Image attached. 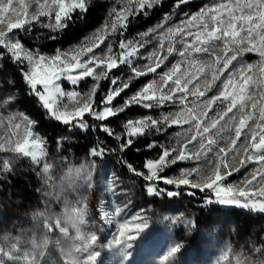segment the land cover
<instances>
[{"label":"snow or ice","instance_id":"1","mask_svg":"<svg viewBox=\"0 0 264 264\" xmlns=\"http://www.w3.org/2000/svg\"><path fill=\"white\" fill-rule=\"evenodd\" d=\"M187 2L188 0H177L175 6L179 7ZM117 3L120 7L114 6L110 10V20L97 31L91 43L83 42L69 52L57 51L54 56H46L39 51L33 52L25 48L20 39L12 34L13 29H25L26 25L30 27L33 22H38L40 17H48L49 23L42 24V27L53 31L62 30L73 20V13L82 14L88 10V0H0V48L6 49L17 65L21 66L25 82L42 106L55 120L64 125H78L87 129L85 113L98 121H106L130 105H139L145 109L161 108L169 103L179 106L178 111L162 112L159 118L148 116L135 121L129 120L125 125L126 138L120 145L122 151L132 146L133 137L144 135L152 129L164 132L173 125L182 129L176 136L180 137L183 143L177 140L176 145L171 147L155 143L148 145L150 149L159 147L161 152L157 159L146 161L144 166L148 170L147 173L129 165L137 176H143L144 180L150 182L146 185L148 194L159 195L164 191L154 183L162 179L164 184L175 185L177 188L180 185H189L191 188H199L201 192L210 190L216 199L213 201L209 198L208 203L236 205L264 212V199H261L264 198V59L259 68V77L253 73L252 65L241 64L238 69L228 73L216 94L201 99L212 90L215 82L229 65L237 60L241 52H258L264 58V0H218L217 3L206 5L199 13L168 27L163 32L157 33V29L164 27L162 22L156 25V28L141 33V37L157 33L153 39L158 41L157 48L147 57L149 63L143 66L133 64L135 59L142 58L139 49L151 43L149 39L139 42L121 39L118 53L113 52L111 43L107 45L106 51L99 54L94 49L99 48L109 34L119 31L123 37L124 31L131 23L129 17L147 15V10L160 4L161 0H117ZM168 19L166 15L164 20ZM245 43L248 47L241 48L240 45ZM176 45L180 47L177 48ZM173 53L181 59L173 63L167 71L157 73V69H160ZM84 56L88 58L83 59ZM25 61L27 70L22 67ZM122 65L129 66L132 75L123 82L112 78L111 84L114 87H110L97 107H94L99 81L108 78L109 72ZM148 73H157L159 78L151 80L131 97L126 98L122 106H112L113 100L129 88L133 79ZM61 77L73 85L79 84L85 77H91L97 83L92 85L87 94L82 95L77 91H62L57 83ZM37 85L41 87L37 88ZM62 96L68 98L67 102L56 103ZM189 97L193 99L190 100ZM4 103H7V100ZM18 120L25 122L24 131L12 132V135L18 137L15 142L11 136L7 139L0 136V151H15L24 156H31L39 163L38 158L45 155L43 141L30 130L31 120L26 116L14 114L0 116V127L7 121L8 131L19 130L21 123L16 122ZM184 125L188 127L184 128ZM100 129L121 140V136L106 124H101ZM225 133L234 135H224ZM241 150L243 158L239 160V164L246 166L252 163L256 167L252 168L239 184L225 183L227 177L239 171L233 162L241 155ZM104 151L102 147L93 148L91 155L100 156ZM185 160H203L206 163L183 170L178 177L159 175L166 167ZM44 167L47 170L48 165L45 164ZM87 186L90 188L91 183ZM167 195L171 197L178 193L168 191ZM104 214L108 216L107 212ZM76 216L82 217L80 208H77ZM135 219L142 222L133 227H129L128 222L119 223L114 245H126L131 248L129 242L134 241L136 235L147 227V220L142 216ZM107 222H112L111 217ZM57 224H60L59 220ZM79 239L82 242L75 249L74 259L70 260L69 264H97L99 253L93 248L97 236L82 234ZM7 251L10 256L25 255L24 250L13 252L10 245L7 246ZM177 251L178 248H172L163 260L167 261ZM9 262L19 264L20 260L5 257L4 249L0 248V264Z\"/></svg>","mask_w":264,"mask_h":264},{"label":"rangeland","instance_id":"2","mask_svg":"<svg viewBox=\"0 0 264 264\" xmlns=\"http://www.w3.org/2000/svg\"><path fill=\"white\" fill-rule=\"evenodd\" d=\"M205 1L206 4L202 8L218 2V0ZM114 3L115 7H120L117 0ZM202 8L193 12L188 17L199 13ZM187 18L181 19L173 24L165 21L163 22L164 27L157 29V33L163 32L168 27L175 26ZM109 20L110 17L107 21ZM38 22L46 25L49 23V18L40 17ZM38 22H33L32 25ZM102 26L98 30L102 29ZM29 28L28 25L25 26V29ZM25 29H13L12 34L18 39V31ZM98 30L89 35L83 42L91 43ZM157 33H152L144 38H150L149 40L152 42L139 49L142 58L135 59L133 66H143L149 63L147 57L157 48L158 41L153 39V36ZM115 37L116 40L114 39ZM121 39L130 40L122 38L119 31L114 34H109L100 47L94 49V51L97 54L106 51L107 45L111 43L113 52L118 53L120 51L119 42ZM83 42L77 46H80ZM243 45L248 47L247 43ZM77 46L57 51L61 53L69 52ZM176 47L179 48L180 45H176ZM31 51L36 52L38 50ZM57 51L51 54L40 53L46 56H54ZM248 53L255 54L257 59L252 61L254 57H248V61L252 62L244 65H252L253 73L259 77V68L262 66L261 61L264 58L258 52ZM87 58V56L83 57V59ZM180 59V57L173 53L168 57L164 65L160 69H157V73L167 71L173 63H176ZM24 67L27 70L28 65L26 61ZM239 67L240 65L234 64L233 61L215 84L219 83L221 87V82L228 73ZM120 68L125 71L122 73L123 75H118L113 70L108 73V78H102L99 81L94 97V101L96 102L93 105L94 107H97L98 102L103 98L107 90L110 87H114L111 84L112 78H117L118 82H123L127 81L128 77L132 75L129 66L122 65ZM157 73H148L147 75H150L151 80H153L159 78ZM208 78L211 79L210 76ZM102 80L106 81L103 87L100 86ZM57 83L64 92L77 91L83 95L87 94L92 85L97 82L91 77H85L79 84L73 85L69 80L61 77ZM40 87V85H37V88ZM126 91L127 89L113 100V107L121 106V99L123 100L128 96ZM67 99L66 96L59 97L56 103H60L61 101L67 102ZM189 99L191 100L193 98L189 97ZM12 114L23 117L17 113ZM209 114L211 115L212 113ZM8 115L4 113L0 114V116L5 117ZM86 117L96 120L88 113H85L84 118ZM16 122L21 123L19 130L13 129L12 131H8V122L5 121L4 125L0 127V136H3L5 139L11 136L12 141L15 142L18 137L12 135V132L22 133L25 129V122L21 120ZM178 127L180 128L178 132H181V127ZM183 127L187 128L188 125H184ZM78 128L82 129L78 125L76 127L72 126V129ZM30 130L34 136H38L41 139L31 127ZM224 135H234V133H225ZM178 139L182 143L184 142L180 137ZM42 147L45 155L38 158L39 163L34 161L31 156H28L35 164L39 178L37 201L29 207L27 205L5 207L4 216L0 219V248L4 249L5 257L11 260H20L19 264H32L37 256L43 257L48 254L47 258H50L54 254L50 251V247H52L63 253V264H69V261L74 259L73 253L75 249L82 242L79 237L82 234H95L97 241L93 245V248L99 253L97 264H264V249L261 254L256 256L244 255V252L248 251L251 242L248 240L249 238L242 234L240 223L235 218V214L231 209L250 210L253 215L261 218L262 223H264V212L253 208L218 203L222 206V210L215 209L208 217H198L195 216L199 212L198 209L204 203H208V199H205L204 202H193L197 208L186 207L180 199L182 196L181 190L174 189L173 186L176 187L175 185L164 184L162 179H158L154 183L157 188L164 189L161 194L165 195L166 199H162L157 206H154V202L148 200L145 196L147 192L146 185L150 182L144 180L143 176H137L135 172H132L129 176H125L114 162L104 154L100 156H93L91 154L88 156H75L72 153L65 150L61 151L60 149L49 152L44 146V143ZM0 152L15 151L5 150ZM173 155H176V153H173ZM242 156L243 152L241 150V155L233 162L235 167L240 165L239 160ZM201 161V164L200 161L195 160L177 161L176 164L166 167L159 175L162 177H178L181 171L196 168L198 165L206 163L203 160ZM178 163H186L188 165L176 171V169L181 168L175 167ZM45 164L48 165L47 170H45ZM251 169L250 166L248 168L246 167L240 178H236V180L229 178L226 179L225 183L239 184ZM147 171L145 168L142 173H147ZM194 178L190 177V179ZM89 182L91 183L90 188L87 186ZM185 186L190 187L189 185H180V187ZM206 190L211 193L210 190ZM168 191L177 192L178 195L170 197L167 195ZM184 193L185 195L192 193L190 196L194 197V199H204V197L191 191ZM215 199L216 197H214ZM77 208H80L82 213L81 218H77L76 216ZM105 212L108 213V216H105ZM123 215L125 216L124 222H128L129 227H133L136 223L142 222L141 220L135 219L137 216H142L147 220V227L143 232L137 234L134 241L129 242L132 245L131 248L126 247V245L116 246L113 244L117 235L118 225L119 223H123ZM109 217H111V223L107 222ZM193 218L199 219V226L194 227L192 222ZM57 220L60 221V224H57ZM256 224L258 227H261V223ZM49 225H52V227ZM192 229L197 230L193 239L190 238L192 236L190 233ZM182 238L188 240L191 245L180 250V246L183 243ZM8 245L11 246L13 252L24 250L25 255L22 257L10 256L7 251ZM174 247L178 248V251L167 261L162 262L157 258L160 254H164V252L168 254Z\"/></svg>","mask_w":264,"mask_h":264},{"label":"trees","instance_id":"3","mask_svg":"<svg viewBox=\"0 0 264 264\" xmlns=\"http://www.w3.org/2000/svg\"><path fill=\"white\" fill-rule=\"evenodd\" d=\"M114 1L88 0V10L82 14L79 12L73 13L74 18L66 28L53 31L48 27H42V24L38 22L31 25L29 29L18 31L17 37L25 48L38 50L41 53L51 54L57 50L77 46L109 19L110 10L115 6ZM205 2V0H188L186 4L176 7L177 0H161L160 4L147 10V15H138L135 18L129 17L131 23L128 24L127 30L124 31L122 38L141 41L145 37H141L140 34L148 32L149 29L155 28L156 25L165 22L164 18L166 15L169 17L167 22L173 24L181 19L187 18L193 12L198 11L206 4ZM114 39L116 40V37ZM240 47L245 48L246 46L242 44ZM255 56V54L246 51L241 52L237 56V60L234 61V64L244 65L252 62L257 59ZM248 57L254 58L252 61H248ZM22 67L25 69L24 65ZM20 68L21 66L17 65L7 50L0 48V114L17 113L26 116L32 121L31 129L41 137L44 146L49 152L60 149L61 151L65 150L72 153L75 156H88L91 154L93 148L102 147L105 150L103 154L112 160L125 176H129L133 172L129 168V165L143 172L147 160H155L159 157L161 149L159 147L150 149L148 147L149 144H164L165 146L171 147L176 145L177 140H179L176 133L180 128L173 125L168 127L164 132H156L152 129L144 135L133 137L132 146L123 151L120 148L121 143L126 138L125 125L129 120L135 121L148 116L159 118L162 112L178 111L179 106L172 105L171 103L156 109H145L138 105H130L123 112L106 121H96L86 117L84 120L88 124L87 129H72L71 125H64L56 121L49 114L48 110L42 106L38 97L33 95L29 85L25 82ZM124 72L121 68L115 70V73L118 75ZM150 81V75L132 80L126 91L128 93L126 98L131 97L134 92L141 89ZM105 83L106 81L102 80L100 86L103 87ZM218 88H220V85L216 83L213 85L212 90L201 99H206L216 94ZM8 97H11V99L9 100ZM125 99H121V106L124 104ZM5 100H7V103H4ZM215 108L216 106L214 105L213 109L215 110ZM101 124H106L115 133L119 134L121 140H117L115 137L109 136L102 131L100 129ZM5 162H7V168H5ZM185 165L186 163H178L175 167L181 168L176 169V171L181 170ZM248 166L253 168L255 164L248 163L246 166L239 165V171L233 172L227 179L236 180V178H240L244 172L243 170L246 167L248 168ZM38 179L36 166L30 157L17 152H0V219L4 216L5 207H11L13 205L17 207L27 205L29 207L37 201L39 191ZM173 188L181 190L182 196L180 199L186 207L197 208L193 202H204L205 199L209 200V198L215 201V196L206 189L201 192L200 189L186 186L179 188L173 186ZM186 191L198 194L204 197V199H194L190 195H185L184 192ZM145 196L148 200L154 202V206H157L162 199H166V196L163 194L150 195L146 192ZM215 209L222 210L223 208L218 203H204L198 209L199 212L195 216L208 217ZM231 211L234 212L235 218L240 223L242 234L249 238L248 240L251 242L248 251L244 252V255L256 256L261 254L264 249V223H262L261 218L253 215L250 210L231 209ZM122 221H125L124 215ZM192 222L194 227L199 226L198 218H193ZM256 223H261V227H258ZM196 232L197 230L192 229L190 232L192 234L191 239L195 237ZM182 241L180 250L190 247L191 244L188 240L182 238ZM50 251L54 253L50 258H47L48 254L43 257L37 256L32 264H63V253L52 247H50ZM166 255L167 253L164 252V254H160L157 258L163 262V258Z\"/></svg>","mask_w":264,"mask_h":264}]
</instances>
